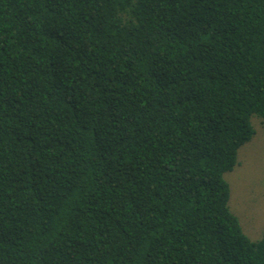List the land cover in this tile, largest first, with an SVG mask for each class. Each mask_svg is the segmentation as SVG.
Listing matches in <instances>:
<instances>
[{"label":"trees","instance_id":"1","mask_svg":"<svg viewBox=\"0 0 264 264\" xmlns=\"http://www.w3.org/2000/svg\"><path fill=\"white\" fill-rule=\"evenodd\" d=\"M255 116L264 0H0V264H264Z\"/></svg>","mask_w":264,"mask_h":264},{"label":"rangeland","instance_id":"2","mask_svg":"<svg viewBox=\"0 0 264 264\" xmlns=\"http://www.w3.org/2000/svg\"><path fill=\"white\" fill-rule=\"evenodd\" d=\"M255 135L243 145L238 163L225 174L230 187L229 208L238 217L244 233L258 241L264 231V125L252 118Z\"/></svg>","mask_w":264,"mask_h":264}]
</instances>
